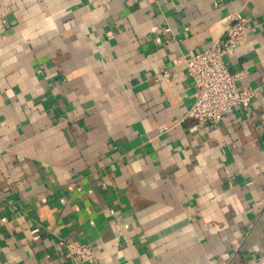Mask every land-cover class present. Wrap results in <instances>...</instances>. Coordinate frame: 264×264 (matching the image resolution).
<instances>
[{
  "label": "crops",
  "instance_id": "crops-1",
  "mask_svg": "<svg viewBox=\"0 0 264 264\" xmlns=\"http://www.w3.org/2000/svg\"><path fill=\"white\" fill-rule=\"evenodd\" d=\"M235 12L226 60L257 94L211 127L173 61ZM70 242L94 264H264V0H0V264H93Z\"/></svg>",
  "mask_w": 264,
  "mask_h": 264
},
{
  "label": "built area",
  "instance_id": "built-area-1",
  "mask_svg": "<svg viewBox=\"0 0 264 264\" xmlns=\"http://www.w3.org/2000/svg\"><path fill=\"white\" fill-rule=\"evenodd\" d=\"M218 28L219 35L210 47L194 53L182 52L173 61L175 65H185L196 88V98L189 115L211 127L220 124L235 106H240L249 113L252 98L257 94L256 87L238 85L237 82L245 75V71H230L226 60L227 56L232 55L248 39L250 25L246 17L232 13L220 21ZM163 72L165 77H170V69ZM39 232L38 227L32 229L34 239L40 237ZM68 247L78 260L96 263L92 245L70 242Z\"/></svg>",
  "mask_w": 264,
  "mask_h": 264
}]
</instances>
